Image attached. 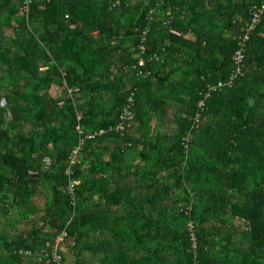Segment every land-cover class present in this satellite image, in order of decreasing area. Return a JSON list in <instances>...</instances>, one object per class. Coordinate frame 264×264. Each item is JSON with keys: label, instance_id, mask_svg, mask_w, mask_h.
<instances>
[{"label": "trees", "instance_id": "16d2710c", "mask_svg": "<svg viewBox=\"0 0 264 264\" xmlns=\"http://www.w3.org/2000/svg\"><path fill=\"white\" fill-rule=\"evenodd\" d=\"M24 7L0 0V264H264V0Z\"/></svg>", "mask_w": 264, "mask_h": 264}, {"label": "built area", "instance_id": "2783aa9c", "mask_svg": "<svg viewBox=\"0 0 264 264\" xmlns=\"http://www.w3.org/2000/svg\"><path fill=\"white\" fill-rule=\"evenodd\" d=\"M24 1V4H25V7H24V10L26 9L27 10V8H28V10H29V6L33 3V1L34 0H23ZM259 19H260V11H255V12H253V23L255 24V23H257L258 21H259ZM222 84H220V86H221ZM125 110V109H124ZM129 110L130 109H128V110H126V112H125V114H127V117H129L130 116V112H129ZM68 173H71V171L69 170L68 171ZM75 184H77V182L76 181H74V182H72V186L73 185H75ZM66 233L64 232L60 237H58L57 238V240H56V245H55V249H54V251L52 252V255L49 257V260L51 261V262H56V263H60L61 262V257L58 255V252H57V250H56V248H57V245L59 244V243H62L63 242V239H64V237H66Z\"/></svg>", "mask_w": 264, "mask_h": 264}, {"label": "rangeland", "instance_id": "374dc122", "mask_svg": "<svg viewBox=\"0 0 264 264\" xmlns=\"http://www.w3.org/2000/svg\"><path fill=\"white\" fill-rule=\"evenodd\" d=\"M63 243V242H62Z\"/></svg>", "mask_w": 264, "mask_h": 264}]
</instances>
